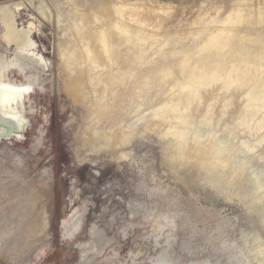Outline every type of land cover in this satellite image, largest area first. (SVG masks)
Masks as SVG:
<instances>
[{
  "label": "rangeland",
  "instance_id": "374dc122",
  "mask_svg": "<svg viewBox=\"0 0 264 264\" xmlns=\"http://www.w3.org/2000/svg\"><path fill=\"white\" fill-rule=\"evenodd\" d=\"M7 1L17 0L0 3ZM72 1L62 0L64 29L36 19L34 39L53 62L47 71L53 85L35 88L18 109L25 116L20 128L0 138V264H145L156 256L160 264H264V85L248 103L236 71L230 85L219 79L196 93L166 77L180 69L187 52L203 47L205 18L227 20L245 7L256 27L255 7L264 0H154L161 10L127 9L132 41L119 35L114 50L129 73L114 62L104 69L105 85L93 68L98 90L89 108L63 90L60 43L75 50L81 74L90 63L88 42L74 36L84 23L74 22ZM74 1L96 10L95 29L111 37L114 25L103 14L112 8L109 17L118 20L120 0ZM32 15L27 8L23 22L35 20ZM6 51L0 43V53ZM180 141L211 143L220 160H185ZM74 212L73 235L64 236L63 223ZM86 240L96 247L114 243L105 255L81 263L77 243Z\"/></svg>",
  "mask_w": 264,
  "mask_h": 264
},
{
  "label": "bare ground",
  "instance_id": "6f19581e",
  "mask_svg": "<svg viewBox=\"0 0 264 264\" xmlns=\"http://www.w3.org/2000/svg\"><path fill=\"white\" fill-rule=\"evenodd\" d=\"M50 1L51 5L48 4L46 0H17L0 3V43L10 50L0 53V98L6 112H13L14 108L17 109L20 105L24 109L23 101L27 99V95L28 98L30 97V93L34 91L35 88L45 90L46 85H53L52 74L47 72L48 70L52 71L53 62L52 60L49 61V59L44 56L47 50L42 45L37 44L34 39L39 29L36 19H39V24L41 22L40 20L50 23L56 22L58 28L64 29L62 20V0ZM117 3L120 12L118 20L113 22L110 19L109 16L113 14L112 8H108L106 13L103 14L105 22L108 21L110 24L113 23L114 25L111 37L106 30L97 31L95 29L93 24L96 21L98 22L99 19L96 10L92 8L83 10L76 6L74 0L70 5L72 7L71 11L75 15L73 16L75 17L73 18L74 22H76L75 20L77 18L84 23L83 30H74V36L78 37L79 33L80 36L82 35L85 41L88 42L86 53L90 63L84 74H81L82 68L76 67V61L78 60L77 53L75 50L71 49L70 45L66 48H62V43H60L59 47L60 60H58L65 72V74L62 73L64 92L75 104H82L86 108L89 106H87L88 101L93 99L94 94L98 90H96V81L91 74L93 68H99L101 79L104 81L105 85L110 82L104 75V69L109 68L114 62L117 63L119 70L124 72L129 70V64L125 57L119 55V52L114 50L115 41L119 35H124L128 40L131 38L129 33L132 34V32H129V25H127V20L125 19L126 10H131L135 7L141 8L142 6H153L152 8L155 7L161 10L160 6L157 5L154 0H138V2L131 5H128L123 0ZM27 8L33 9L37 16L32 15L31 19L35 18V20L24 23L22 18ZM243 8L240 7L234 15H231L232 17L227 20L217 17L205 18L201 26L204 31L208 32V37L203 47L200 51H195L192 55H189L188 53L190 52H187L180 69L175 73L172 71L170 73L168 72V76L166 75L167 82L177 85L181 87V89L187 88L196 93L201 87L207 86L219 79H222L226 85H230L232 82L231 73L236 71L243 87L247 88L248 103L255 102L259 95H255L254 88L264 85V76H261L264 74V4L255 7V12H257L259 16L257 22L258 26L256 27H253L247 20V12ZM211 25L215 26L214 30L211 29ZM138 34L136 36L137 38ZM158 34L155 32V35ZM145 38L147 40V37ZM138 39L140 40V38ZM129 49H131V46L123 47V54L127 55ZM185 52L184 50V53ZM223 71L226 72L225 75ZM14 72L19 74L21 80L14 77ZM127 73H129V71ZM105 88H107V86H104V89ZM178 111L180 110L178 109ZM181 113L184 114L185 112ZM20 116L23 118L22 115ZM3 134L4 131H0V135ZM92 137L93 136H91L90 139L94 138ZM177 148L178 151H180L181 157L185 160L194 159L197 163L203 159L213 160L215 158L216 160L217 157V154L212 150L213 146L211 143L187 144L180 141ZM217 159L219 158L217 157ZM240 191L239 189V193ZM76 216L77 214L70 215L66 220L64 227L66 234L64 236L73 235V221ZM94 242L95 241L87 240V242L80 241L77 243L81 248L80 257L83 258V260L85 259L84 261L81 260V263L86 262V260L91 257L105 255L106 249L114 243V241H106L100 247H96L93 244ZM92 244L93 247L91 246ZM90 250H92V252ZM94 252L95 255H92ZM161 259V256H156L150 261H147L145 258L143 262L145 264H160L162 261ZM161 264H167V261L164 260V263Z\"/></svg>",
  "mask_w": 264,
  "mask_h": 264
},
{
  "label": "water",
  "instance_id": "95a60500",
  "mask_svg": "<svg viewBox=\"0 0 264 264\" xmlns=\"http://www.w3.org/2000/svg\"><path fill=\"white\" fill-rule=\"evenodd\" d=\"M19 120V113L6 112L4 110L3 103L0 98V131H4V134L0 135V138L11 136L13 132L18 128L17 126H19L20 128Z\"/></svg>",
  "mask_w": 264,
  "mask_h": 264
},
{
  "label": "flooded vegetation",
  "instance_id": "af4514ba",
  "mask_svg": "<svg viewBox=\"0 0 264 264\" xmlns=\"http://www.w3.org/2000/svg\"><path fill=\"white\" fill-rule=\"evenodd\" d=\"M54 81H55V79H54ZM30 94H32V92L30 93ZM27 97V99H29L28 98V95L26 96ZM21 102V101H20ZM25 104H26V100H24L23 101V107H25ZM18 109H22V110H24L23 108H22V106L20 105V107L19 108H14V111L13 112H15V113H19V115H21V113H20V111H18ZM18 111V112H17ZM17 115V114H16ZM23 116V119H25V116L24 115H22ZM20 118H21V116H20ZM73 214H77V213H72L71 215H73ZM65 223H66V220L64 221V223H63V228L65 227ZM65 229V228H64ZM65 231V230H64ZM66 234V233H65ZM64 234V235H65ZM87 241V240H86ZM106 253V252H105ZM117 253H113V255H116ZM101 255H98V257H100ZM97 257V256H96Z\"/></svg>",
  "mask_w": 264,
  "mask_h": 264
}]
</instances>
